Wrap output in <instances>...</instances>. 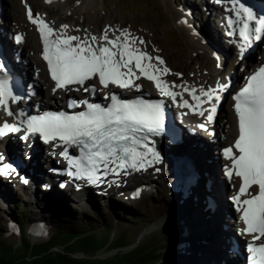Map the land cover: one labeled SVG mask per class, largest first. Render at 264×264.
<instances>
[{
  "label": "snow or ice",
  "instance_id": "obj_1",
  "mask_svg": "<svg viewBox=\"0 0 264 264\" xmlns=\"http://www.w3.org/2000/svg\"><path fill=\"white\" fill-rule=\"evenodd\" d=\"M51 3V0H48ZM242 10L243 31L241 35L249 40V22L257 19L256 13L243 4ZM28 17L33 24L38 25V30L43 41V58L52 79L56 82V88H66L69 85H85L93 78L98 77L100 83L107 87L109 83L121 88L133 86L134 79H139L134 68L147 79L155 81L162 94L176 97L169 85L160 76L169 72V69H160L154 65L152 57L134 47L137 41L143 44V40L132 37L126 30L114 39H109L107 30L102 39L103 45L97 42L96 36L81 38L80 36L66 35L67 25L62 26L65 32H57L39 15L33 16L31 8L28 9ZM241 17V11L236 12ZM233 21L229 19V23ZM260 27L256 28L255 39L260 40L264 33V18H260ZM17 43L23 42L22 34L15 35ZM160 64L164 61L160 57L155 58ZM6 64L0 61V70H5ZM227 84H220L217 89H209L202 92V96L208 101L221 99L218 90H226ZM93 90L95 85L92 86ZM85 91H88L85 88ZM191 91L193 98L203 103L197 96L195 89ZM10 99H15L7 79H0V107L6 110L8 116L14 115L10 107ZM235 112L238 117V138L234 148L227 147L223 154L231 160V167L226 168L229 178L235 174L242 180L239 191L231 197L237 210L242 213L241 219L245 228L240 231L251 234L253 241L264 238V66L248 77L247 83L235 95ZM80 104L86 105V110L69 114L64 111L44 112L42 115L27 117L24 139L31 133H40L46 142L59 139L66 145L80 147L79 157H69L67 151L61 153L74 164L78 172L72 175H83L95 183L99 180L97 173L101 168L106 175L117 172L126 167L140 169L145 163L151 164L160 160V155L154 147L145 143L143 133H160L164 128V111L158 102L144 99L122 100L115 94L111 96V103L103 106L98 103H89L87 100H72L69 107L76 108ZM197 105V106H198ZM184 106L193 107L188 101ZM217 105L212 104L209 120H213ZM195 110V108L193 109ZM203 114V112H201ZM205 127V125H200ZM21 127L17 123L3 122L0 125V137L9 132H19ZM146 151H144V150ZM151 155L152 160L146 161ZM3 158L0 157V160ZM11 165L0 166V173L8 174ZM25 183L27 181L25 180ZM258 186L259 191L252 194L249 190L252 186ZM242 197H245L242 199ZM247 251L250 253V264H264V242L249 243Z\"/></svg>",
  "mask_w": 264,
  "mask_h": 264
},
{
  "label": "rangeland",
  "instance_id": "obj_2",
  "mask_svg": "<svg viewBox=\"0 0 264 264\" xmlns=\"http://www.w3.org/2000/svg\"><path fill=\"white\" fill-rule=\"evenodd\" d=\"M5 1L6 0H0L1 11L4 13H6L4 9ZM30 1L32 2L31 6L36 11H39L41 9L44 11H42L43 13L49 14V12L45 8L35 6L37 5L35 3V0ZM30 1L29 3H31ZM200 1L204 7L201 5ZM2 2L4 3L3 5ZM68 2H70L71 7H69V10L65 12L64 9H66L65 6L68 4ZM68 2L67 4L59 2L58 5L53 6L50 15L52 17L56 16L55 18H58L59 20L61 18L60 21L66 25L75 23L72 28L73 30H81V28L83 29L81 31L92 29L91 32L93 35H99L100 31L102 32V30L109 31L113 28L126 30L127 23L124 24V22H128L127 27H130V25L132 26L133 24L140 31H144L146 35L140 33L138 36H145L146 38H150V40L148 41L149 49L153 50V52H155L154 48L157 49L158 53L163 54L166 57L165 59L167 61L168 58L171 60L173 68L179 70L182 69L184 71L180 78H177L173 74L166 73L167 77L171 80L183 81L185 84H208V82L210 83V81L215 80L214 78L216 76H219V78L222 79V76L219 72H222L225 76V79H228L229 76L232 77L233 75L237 73L239 74L242 71V59L237 58L238 55L236 52H234V50L232 54L226 55L223 53H219L218 49L216 48L214 36L219 38V29H217L213 23L216 24L218 21H213V10L209 14H206V16H210L211 23L209 20H206L203 15L205 14L204 8L210 10L215 6L211 3L212 0H166V2L164 0H92V2H89L88 0H69ZM78 2H80V4H78ZM114 2H118L121 6H113L112 3ZM75 3L77 4L75 5ZM9 5H11V8H15L17 10L16 14L18 15V17H22L25 20V9L22 0H14V2L10 3ZM183 5H190L197 10L195 12L199 13L197 14V17L199 19L198 24L197 21L196 23H194L193 20L192 24H190L189 18H187L185 21L190 24V28L187 25L179 27L172 23L171 19H173L174 16H177L184 23L183 15L181 14V12H184ZM188 13H192L191 10H189ZM7 19L8 27L4 28L3 26V31L6 39L8 40L10 27L12 25L11 23L12 21L17 22V20H15L16 18L11 16V14L8 15ZM119 19L120 22H118ZM104 20L109 21L110 26L108 28H99L97 30L98 33L95 34L96 23L102 26L103 23H105L102 22ZM107 26L108 25H105L104 27ZM0 27H2V25ZM200 29L206 31L207 35L201 33ZM24 30L26 31V29ZM154 41L157 44H155ZM221 43H223L222 40L220 41V44ZM158 44H161L160 46H162L164 49L162 47H159ZM218 47L220 48V46ZM163 55L162 57L164 58ZM234 58L236 59L235 65L233 64V62H231ZM168 69V73H172V70H170V68ZM175 74L177 76L181 75L179 72ZM207 77L210 79L208 80ZM219 78H216V82L219 80ZM183 151H185V148H183L182 152ZM172 152L174 153L177 151L173 150ZM212 154L214 155L213 151ZM219 175H221V173L219 172L217 174L216 172V180H220ZM31 179L33 182H37L40 178L37 177L35 173H32ZM115 184L117 185V188H114L113 191H116L118 188H120L118 191H129L127 187L125 188V186H123L125 184L124 182H122V184H118V182H116ZM33 186L34 185L28 186V184H24V186L20 187V189L18 190H9L11 195L14 194L25 202L27 213L22 217V221L26 224V226L28 225L29 220L36 221V218H38L39 220H42V218H46L53 222L55 225L59 226L58 230L69 233L74 231L71 230L72 224L78 223L80 229H78L76 234L90 232L86 233V239L91 244L98 246L103 245L104 237L106 235L108 236V233H111V235H114L115 237H121L122 241H124V243H122L121 245L117 247L104 246L97 252H95L94 257L106 259V261L110 258L119 260L121 256L129 254V252L131 251L134 252L136 250H140L141 248L145 249L146 246L153 247L152 251L158 248L161 249L163 247V244H161L162 241H165L170 235V229L166 232L165 230L167 229L163 230L162 222L167 218H171L172 216L174 220L175 215H173V212H175L176 214V211L173 206V201H175L179 197L186 198V200L190 198L189 196H193L196 198L197 203H194L195 213H192V216L193 218H195L198 217L197 215H199L205 220L203 228L199 223L197 228L198 234L202 235V233H208V231H205L208 230V228L206 227H208L209 225L208 218L210 215H208L207 213L203 214L202 211L197 212L198 207H200L203 203L199 198L200 188H202L203 186V190H201V192L206 191V185L204 186V184L202 185L201 183L195 185L197 188H194L195 192L191 195L185 193V186L183 184L181 192L178 195L167 197L166 195L160 194V192H158L152 196L149 204H145L141 201L142 204L137 207H131V205L126 202H123V204L125 205L123 206L122 202L120 203V201L114 197L109 198L104 196V198H107L108 200H101L102 194L98 193L96 194L100 197L94 196L95 200L94 202H92L93 200L87 199V195H85V193H80L76 197H74L75 195L72 196L69 194H64V197H60V199L57 200L55 199V202H62L63 205H65L56 206L55 209L52 208L51 203L47 201L46 196H42V200L44 204H46V206L41 205V207L45 208V212L41 207L33 206L34 202L37 201L36 199H39L41 196L39 193V188L36 189V187ZM141 186L143 189L144 185H140V187ZM141 192L143 196L141 197L143 199L150 196V194L148 193L145 194L144 190H141ZM185 194L187 195L186 197ZM3 195H5V192ZM14 197L15 196H8V199H12L13 201H15ZM9 203L10 202H7L6 197L0 198V240H2L3 242L1 243L3 245L2 248H4V246L7 248L20 244L23 240H25L26 237L25 236L22 239L15 235L6 237L9 230L7 221L9 220V217L15 213V210L11 208ZM150 207H152L153 209H150ZM117 208L123 209L124 211L121 210L119 212H114L115 210H117ZM39 209L42 211L39 212ZM200 209L202 208L200 207ZM154 211L155 213H157L156 215L154 214ZM159 212H161L160 215ZM223 222L224 221H222V223ZM105 224H107L108 226L104 228ZM148 228H151V230L146 232ZM214 228L215 227H213L212 230H215ZM53 230L54 229H52L51 232ZM141 233H145L146 235L144 234L143 238H141ZM151 236L153 238L155 236L158 237L155 238L157 247L159 244H161L158 248L153 246L152 240L150 238ZM214 236L215 232L213 233L212 237L199 238L196 241V245L194 244L186 246V244L182 243L177 244V248L175 247L168 251L165 250V254L162 258L169 259L161 262V264H194V262H196V259H194L195 256L200 254V252H204L202 251V249L205 246L203 247L202 244H209V241L213 239ZM26 239L30 240L34 244H39L40 242H42L40 239H33L31 237L30 239L26 237ZM148 241L151 243H149ZM54 249L59 250L61 249V246ZM174 249L177 251H174ZM224 252L226 254L228 253L227 247ZM206 253L210 254L209 252ZM74 256L82 257L86 256V254L83 252H78ZM221 258H218L219 262L217 264L221 263ZM171 260H173V263H169V261Z\"/></svg>",
  "mask_w": 264,
  "mask_h": 264
},
{
  "label": "bare ground",
  "instance_id": "obj_3",
  "mask_svg": "<svg viewBox=\"0 0 264 264\" xmlns=\"http://www.w3.org/2000/svg\"><path fill=\"white\" fill-rule=\"evenodd\" d=\"M13 1L14 0H12V2ZM68 1L69 0H51V3H49L48 0H35V3L37 4L35 6H38V7H41V8H45L51 14V10H52L53 6L58 5L59 2H63L64 4L65 3L67 4ZM73 1H80V0H73ZM88 1L92 2V0H88ZM211 3L213 5H215L214 6L215 8L217 6L221 7L219 5H221L222 3L227 4L228 7L231 6V4L233 3L232 4V8H233L232 12L235 13L238 10L240 11L239 5L234 3V0H212ZM3 4L4 3L2 2V5ZM25 4L29 5V8H31L34 17L36 15H39L51 27L56 29L58 33L59 32H65V30L62 27L65 24L62 23V22L58 23L57 22V20H59L58 18H55V17H51L50 18V17H48V14L43 13L44 11L41 10V9L39 11H36L31 6V4L29 3L28 0H26ZM65 7H66V9H64V11L67 12L69 10V7H71L70 6V2H68V4ZM0 11H1V4H0ZM11 11L14 13V14H12V12H11V16L16 18L15 20H17V22L15 23V26L19 30L26 29V31L24 32L25 40H24V42L22 44H20V45L17 44L16 45V44H14L12 42L11 39H8V40L6 39V36L4 34V31H3V26H4V28L8 27V25H7L8 14L4 13V17L5 18H4V20L1 21L2 27H0V43L2 44V47H3L2 55H0V61H4V59H8L9 61L13 62L14 66H15L14 67L15 70H17L18 73L21 74L24 77L25 80L27 78H30V79H27L28 82H27L26 86H28V84L30 82L33 83L32 82L33 81V77L31 75V73L29 72L30 70L25 66V64L23 62V60L27 58L30 61V66L33 69H35V71L39 74L40 78L44 79L45 81L44 80L43 81L46 82L48 80V78H47V76L45 74V70H44L42 62L40 60V56L38 55V53L40 52V45L38 43V39H39L38 27L34 26V28H33L29 24H26L23 21V19L18 18L17 14H16V9L11 10ZM219 13L222 14V12H219ZM172 22H174V23L178 22L179 24L183 23L177 16L173 17ZM73 25H75V23L72 24L71 26H67V30H66V33H65L66 35L80 36L81 38H86V37L90 38L91 36H96L98 38V41L100 42L101 45H103L105 43V41L102 40L101 38L103 37V34H104V32L106 30H102V32L100 31L99 35H93L92 32H91L92 29H89L90 32H89V30L81 31V30H83L82 28H81V30H73L72 29ZM123 31H125V30H120V29L113 28V29L107 31V33H108L109 39H114L117 36H121V33ZM126 31L129 32L132 37L138 38V40L142 38L143 44H140L137 41V43L134 45V47H138L141 51L148 53L153 58L151 62L154 65H156L160 69L167 68L166 65L169 66L168 65V61L166 59L162 58V60L164 61L163 64H160L159 61H157L155 59L156 55H157L156 52H153V50H150L149 47H148L149 46L148 41L150 40V38H146L145 36L144 37L138 36V35H136L135 32H133L131 30H126ZM10 33H12L11 27H10ZM99 36H100V38H99ZM227 38L228 39H226V40H229V38H231V37H227ZM221 40L223 41V43L220 44ZM226 40H223L221 38V36L219 38L214 36L215 45L220 46V48L223 51V54L228 55V53L231 51V47H229V44L226 42ZM243 43H245V42H242V43H239V44L236 43V44L243 45ZM230 45H232V44H230ZM15 53H17L19 55L18 61L16 60V54ZM246 53H247V55L245 56L244 59L246 60V63H248V67H249L250 64L252 65L253 62L258 58L259 54L256 53V51L253 52V49L248 50ZM260 55L262 56L263 53L260 54ZM157 57H160V56H157ZM136 71L141 76L140 78H144L145 79V84H143L144 87H147L149 82H153V83L155 82V81L149 80L145 76L141 75L138 70H136ZM165 77H167L166 74H162L160 76V78L163 81H165L164 80ZM207 79L209 80L210 78L207 77ZM234 79H235V81H238V80L241 79V76L235 75ZM140 80L144 81L143 79H140ZM217 86H218V84L215 83V82H212V81H210V83L208 82V84H200V85H196L195 83L194 84L193 83H190V84L186 83V84H183V85H181L180 87H177V88H172L171 87V90L173 92L177 93L176 96L178 98H180L182 100L187 99V101H190L194 105L195 109H197L198 112L200 113V112H203L206 109L209 110V107L214 103V101H216L215 98L213 99V101H208L207 97L202 96V92L207 91L209 89H217ZM169 87H170V85H169ZM26 88L28 89L29 86L26 87ZM31 88H33V87H31ZM185 88H187L189 90L195 89L196 95L201 97V100L203 101V103H200L198 105V102L193 98V95H192L191 91H185ZM141 90L142 89L140 87H139V89L138 88L137 89L133 88L134 92H139ZM158 90L160 91L159 88H158ZM36 91L39 92V93H43L42 87L36 88ZM129 93H132V92H129ZM218 93L221 96V91L218 90ZM159 95L160 96H165L164 94H159ZM28 96L31 97L30 94H28ZM227 98H228V95H227ZM34 100H35V98H34ZM15 115H16V112H15L14 116ZM20 116L21 115L19 114L18 117H20ZM226 116H227L226 123L229 125V121L232 118V113L230 111H228ZM5 118H9V117H3V121L7 120ZM9 119L13 120V117H10ZM207 134L203 133L202 137L208 138L209 135H207ZM202 147H204V146L202 145ZM183 148H185V147H181V148L176 147V149L173 148L174 150L177 151V152H174L173 154L176 153V155H184V158L182 160V164H190L191 163L192 164L191 168L194 171L195 175H197V177H198L197 178V181H198L197 183H201L202 185L204 184V186L206 185V187H207L208 181L206 180L205 175L202 173V170H203L202 164H203L204 158L206 159L208 156L211 155V147L210 146H205L203 148V150H201V153H199L197 150L191 149V148H185V151L181 152L183 150ZM37 151L41 155V152H39L38 149H37ZM222 171H223V169H222ZM131 176H132V178H130ZM224 179H226V178H224ZM151 180H153V178H152V172H151L150 168H145L144 167V168H141L138 172H137V169H134V168H125V169H122V170H118L117 172H110L109 171L105 175L104 184H105V186H107L111 190H114V188H117V185L115 184L116 182H121V181L125 183L123 186H125L127 188H130L132 190L135 188V186L144 185L143 189L141 188V190H144V192L146 194V193H148V186H147L146 183H150L152 185L153 181H151ZM212 180H213L212 183L215 184V187L221 189L220 182L217 181L214 177L212 178ZM193 184H194V182H190V185L188 187H186L188 195H191L192 193H194L195 192L194 188H197L195 186L196 184L195 185H193ZM65 187L68 188V186H66V185H65ZM157 189H159V187H157ZM202 192H204V191H202ZM199 193H200L199 198L201 200L207 198V195H204V194L207 193V190L205 191V193H201V191ZM137 196H142V194L139 195L137 193ZM228 202L232 203L233 200L231 198H228ZM227 208H228V205L226 206V204L222 200L219 199L217 201V199H216L215 205L211 206L210 210L206 211V213L208 215H210L209 218H208V224H209L208 227H211V228L217 227V225L219 224V226H220L219 231H221V234H220L221 237L219 235H217V237H216V234H215L213 239H211L209 241V244L208 243H207V245H205L206 243H204V245L202 244L203 247L205 246L202 249V251H204V252H200V254L197 255L198 258H197V256H195L194 259H196V262H194V264H213V263L217 264L219 262L218 258H221V257H222L221 258L222 260H221L220 264H237V263H239V261H241L242 257H240V255H236V259L232 258L231 244H232V247L234 248V241L232 239V234H231V231H230L231 229L229 228V226H225V225L222 226V221L223 220L225 221V218H226V217H224L226 212L227 213H229L230 211L233 212V208H229L230 211ZM217 209H221V210L217 211ZM205 226H207V225H205ZM224 235H226L227 241H229V238H230V242L231 243L225 242ZM226 247H227V252H228L227 254L224 252ZM236 250H239V248L236 247ZM215 251H216V253H215ZM206 252H209L210 254H207ZM203 260H205V261H203Z\"/></svg>",
  "mask_w": 264,
  "mask_h": 264
},
{
  "label": "trees",
  "instance_id": "obj_4",
  "mask_svg": "<svg viewBox=\"0 0 264 264\" xmlns=\"http://www.w3.org/2000/svg\"><path fill=\"white\" fill-rule=\"evenodd\" d=\"M25 209H15V218L23 229L26 228V224L22 221V217L25 215ZM80 226L78 223H73L71 230L73 232H63L61 230L56 231L53 239L46 245H40L36 247L33 252L28 251H15L10 247L2 248V240H0V264H150L154 263L159 257L156 253L157 250L152 251V247L149 246L144 249L131 251L125 256H121L119 260L115 258L106 259L96 258L95 252L102 247L119 246L124 241L121 237L112 238L111 233H108L104 237V243L102 246L93 245L88 242L86 234H76ZM27 236V235H26ZM1 239V233H0ZM24 241V240H23ZM27 246H29L26 241ZM62 245L66 249V253H53L48 249L51 246ZM2 248V249H1ZM81 251L86 254L84 258H76L71 256L68 252ZM116 261V262H114Z\"/></svg>",
  "mask_w": 264,
  "mask_h": 264
},
{
  "label": "water",
  "instance_id": "obj_5",
  "mask_svg": "<svg viewBox=\"0 0 264 264\" xmlns=\"http://www.w3.org/2000/svg\"><path fill=\"white\" fill-rule=\"evenodd\" d=\"M54 237V236H53ZM53 237H51V238H49V239H46V240H42V242H40L39 244H34L33 242H31L30 240H27L26 238H25V240L24 241H22L20 244H17V245H15V246H12L11 248L13 249V250H15V251H28V252H33V250H36V247L37 246H40V245H46V244H48L49 242H51V240L53 239ZM28 242V244H29V246H27V243H25V242ZM61 246V249H54V248H56V247H60ZM50 251L49 252H53V253H66L65 252V248H64V246H62V245H55V246H51V247H49L48 248ZM78 252H81V251H73L72 253L71 252H68L71 256H73V257H76V258H84V257H86V256H82V257H77V256H74L76 253H78Z\"/></svg>",
  "mask_w": 264,
  "mask_h": 264
}]
</instances>
